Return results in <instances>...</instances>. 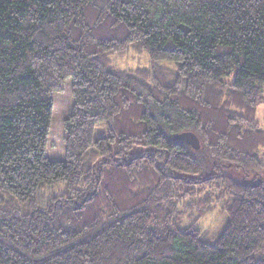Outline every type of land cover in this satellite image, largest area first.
<instances>
[{"label": "trees", "instance_id": "trees-1", "mask_svg": "<svg viewBox=\"0 0 264 264\" xmlns=\"http://www.w3.org/2000/svg\"><path fill=\"white\" fill-rule=\"evenodd\" d=\"M262 104L264 0H0V264H264Z\"/></svg>", "mask_w": 264, "mask_h": 264}, {"label": "rangeland", "instance_id": "rangeland-1", "mask_svg": "<svg viewBox=\"0 0 264 264\" xmlns=\"http://www.w3.org/2000/svg\"><path fill=\"white\" fill-rule=\"evenodd\" d=\"M148 55L131 52L124 58H114V65L117 69L129 70L144 68L148 66ZM55 103V113L52 122L51 135L47 156L50 160H63L65 158V147L63 139L66 136L63 122L68 118L72 107V83L68 80L64 85V90L53 95ZM257 118L263 123L264 121V104L260 105L257 112ZM106 125H100L96 130V138H100L106 134ZM227 175L234 178L236 181L242 180L243 174L234 170H228ZM191 223L187 219L183 223V228L189 226ZM228 224V215L223 214L218 208L216 212L208 216L206 219L195 224L194 227L201 230L202 240L206 244H215L220 234L226 229Z\"/></svg>", "mask_w": 264, "mask_h": 264}, {"label": "water", "instance_id": "water-1", "mask_svg": "<svg viewBox=\"0 0 264 264\" xmlns=\"http://www.w3.org/2000/svg\"><path fill=\"white\" fill-rule=\"evenodd\" d=\"M174 140L183 141L186 144L190 145L192 148L199 150L201 147L200 140L193 132H184L177 135Z\"/></svg>", "mask_w": 264, "mask_h": 264}]
</instances>
